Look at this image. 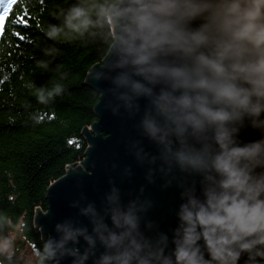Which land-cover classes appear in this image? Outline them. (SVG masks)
I'll return each mask as SVG.
<instances>
[{
    "label": "clouds",
    "instance_id": "obj_1",
    "mask_svg": "<svg viewBox=\"0 0 264 264\" xmlns=\"http://www.w3.org/2000/svg\"><path fill=\"white\" fill-rule=\"evenodd\" d=\"M11 7L6 0L5 13ZM54 15L62 23L43 29L49 39L105 45L88 80L108 81L107 91L129 117L147 101L139 128L157 154L140 140L132 142V153L141 165L160 161L148 168V183L157 171L170 177L163 188L179 177L186 202L171 238L162 231L149 235L145 229L159 228L146 219L153 202L137 198L125 205L113 184L102 210L79 200L70 205L91 232L71 217L56 223L57 236L49 234L42 250L34 249L36 264H264V0H77ZM28 87L44 104L65 90L60 83ZM249 131L257 138L244 139ZM14 227L0 214V264H14L15 240L4 235Z\"/></svg>",
    "mask_w": 264,
    "mask_h": 264
},
{
    "label": "trees",
    "instance_id": "obj_2",
    "mask_svg": "<svg viewBox=\"0 0 264 264\" xmlns=\"http://www.w3.org/2000/svg\"><path fill=\"white\" fill-rule=\"evenodd\" d=\"M75 3L17 0L0 34V214L16 225L4 232L17 245L14 264H21L25 243L33 251L42 250L44 239L34 226L36 212L47 210V187L84 158L87 143L82 131L96 120L98 94L85 79L103 59L105 45L98 39L53 41L43 31L49 24H61L62 18L54 14ZM52 48L58 53L46 55ZM41 61L48 63L47 69L38 65ZM56 83L65 90L48 104L28 87L51 89Z\"/></svg>",
    "mask_w": 264,
    "mask_h": 264
},
{
    "label": "water",
    "instance_id": "obj_3",
    "mask_svg": "<svg viewBox=\"0 0 264 264\" xmlns=\"http://www.w3.org/2000/svg\"><path fill=\"white\" fill-rule=\"evenodd\" d=\"M102 60L95 65L101 64ZM89 71L85 81L94 91L96 90L98 101L93 109L96 120L89 128H84L82 131L88 144L84 158L78 163L69 165L65 174L47 187L45 194L47 210L46 212H36L34 226L40 231L44 240L49 234L56 237L55 224L69 217L78 219L87 225L91 232L92 228L88 219L79 216V209L72 208L70 205L79 200L81 207L92 203L98 210H102L107 204L106 196L111 194V187L114 184L125 205L130 200L137 198L141 203L150 199L153 202V207L146 219L155 221L159 228H154L152 231L145 229V231L149 235H155L156 231H162L171 238L172 229L179 225L177 216L179 206L186 202L180 196L183 189L178 187L179 177L177 180H173L171 187L163 188L165 180L170 177H164L157 171L155 183H148L146 179L148 168H158L160 161L158 160L156 165H141L132 153L136 151L132 142L140 140L145 151L153 155L157 154L155 145L142 136L139 128L140 115H142L147 101L143 99L140 101V114L129 117L124 110L123 102L117 101L107 91L111 84L108 81L88 80ZM97 91H104L105 95L101 98ZM117 105H119V113L113 114L112 108H116ZM243 138L251 140L257 138V135L249 131L244 134ZM73 168L75 171L72 170ZM125 169H131V175H126ZM142 187L144 192L141 195ZM82 194L85 198L81 200ZM80 243L82 246H86L83 239ZM97 247L99 251H103L99 243ZM81 251H83V247ZM44 264H51V262L45 261ZM61 264H70V262L64 260ZM88 264H91V261Z\"/></svg>",
    "mask_w": 264,
    "mask_h": 264
},
{
    "label": "rangeland",
    "instance_id": "obj_4",
    "mask_svg": "<svg viewBox=\"0 0 264 264\" xmlns=\"http://www.w3.org/2000/svg\"><path fill=\"white\" fill-rule=\"evenodd\" d=\"M88 146V144H87ZM17 248V245H15ZM19 257L22 258L21 264H33L34 260V251L31 249V247L28 244L21 245Z\"/></svg>",
    "mask_w": 264,
    "mask_h": 264
},
{
    "label": "snow or ice",
    "instance_id": "obj_5",
    "mask_svg": "<svg viewBox=\"0 0 264 264\" xmlns=\"http://www.w3.org/2000/svg\"><path fill=\"white\" fill-rule=\"evenodd\" d=\"M6 0H0V34L3 33L5 28V17L8 15V12L5 13L4 11V3ZM17 3V0H12V5Z\"/></svg>",
    "mask_w": 264,
    "mask_h": 264
}]
</instances>
